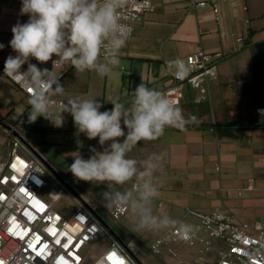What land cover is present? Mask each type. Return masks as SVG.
Returning <instances> with one entry per match:
<instances>
[{
    "label": "crops",
    "instance_id": "obj_1",
    "mask_svg": "<svg viewBox=\"0 0 264 264\" xmlns=\"http://www.w3.org/2000/svg\"><path fill=\"white\" fill-rule=\"evenodd\" d=\"M209 1L218 3L217 14L210 4L193 7L191 0H153L155 11L135 25L133 35L120 53L118 68L105 77L94 71L78 72L74 68L66 72L55 70L65 93L53 98L64 103L72 98H96L103 103L101 111L113 107L111 100L118 99L129 105L132 91L142 79L150 88L160 91L172 84V75L166 69L167 60L200 49L225 52L227 56L218 63L216 74L210 80L209 92L188 86L181 102L190 104L183 109L185 116L193 115L194 106L199 104L204 105L207 112L208 107L211 108L216 120H203L201 114L195 115L197 122L189 124L186 131L167 128L157 140L139 142L129 157L140 161L144 158L136 153L148 148L151 154L163 157V169L156 174L160 191L158 201L163 202L160 205L163 212L177 221V225L196 223L194 218L186 217V208L218 212L254 223L264 216V126L254 125L259 120L264 121V116L258 112L264 109V0ZM20 7V0H0V43L5 45L0 50V67L4 66L8 55H15L9 45L12 26L18 20L23 23L28 19L26 15H19ZM238 36L245 38L246 45L234 51ZM31 62L37 64L34 59ZM1 95L9 102L15 98L20 100L26 109L30 106L28 98L2 77V98ZM249 98L257 99V115L253 119L241 116L247 111L248 103L244 101ZM64 116V128L76 132L71 115L65 113ZM22 127L37 143V134ZM93 140L100 150L98 138ZM81 149L83 151L71 152L73 155L79 152L84 157L91 155L90 151ZM7 155V137L0 127V159ZM248 183L254 186L252 190L245 189ZM120 187L131 188V183L111 185V190ZM180 254L190 261L197 250L183 246ZM165 259H160V264H175L169 254Z\"/></svg>",
    "mask_w": 264,
    "mask_h": 264
},
{
    "label": "clouds",
    "instance_id": "obj_2",
    "mask_svg": "<svg viewBox=\"0 0 264 264\" xmlns=\"http://www.w3.org/2000/svg\"><path fill=\"white\" fill-rule=\"evenodd\" d=\"M19 15L27 16L12 26L9 45L15 55L4 61L3 75L21 84L29 92L27 121L43 117L53 126L63 127L64 114L73 118L78 133L89 140L97 139L100 150L90 147L85 158L77 152L66 168L79 182H98L125 186L124 191L104 193L107 207L129 214L137 230L160 233L177 226L167 215L154 214L152 205L159 198L157 173L163 169V157L152 153L137 161L129 153L141 141L162 137L167 128L186 131L197 122L195 115L185 116L183 108L164 92L150 88L142 79L133 92L129 105L120 100L109 101L113 107L101 111L103 103L94 99L72 98L60 103L65 87L53 68L94 71L101 77L120 65V53L132 35L130 24L122 22V10L133 0H20ZM5 45L0 43V50ZM56 57L53 60V57ZM39 64L52 61L53 68ZM27 65L26 69L23 67ZM167 71L177 79H185L191 68L177 57L166 62ZM258 112L264 116V109ZM184 232L191 225H179ZM250 255H255L252 253Z\"/></svg>",
    "mask_w": 264,
    "mask_h": 264
},
{
    "label": "built area",
    "instance_id": "obj_3",
    "mask_svg": "<svg viewBox=\"0 0 264 264\" xmlns=\"http://www.w3.org/2000/svg\"><path fill=\"white\" fill-rule=\"evenodd\" d=\"M191 4L193 7L210 4L215 14L219 12L217 2L191 0ZM243 9L247 11V5ZM154 11L153 0H133L131 6L122 10V22L130 24L133 35L135 25ZM235 42L234 51H240L246 45L243 36L236 37ZM226 56L223 51L200 49L180 57L189 64L190 74L182 80L172 75V84L162 92L179 105L188 86L208 93L217 65ZM36 63L41 68H53L52 61ZM3 68L0 67V77L8 79L29 99L28 90L3 75ZM70 69L56 65L53 71L66 72ZM5 103L0 97V127L8 144L7 157L0 159V264H86V248L106 237L108 244L90 264H142L118 238L110 234L109 226L97 211L98 208L104 209L117 223L127 214L111 209L101 201L93 202L77 183L63 176L68 186L58 177L45 163L57 170L52 161L22 127L21 121L30 106L22 116L11 120L8 114L12 110ZM254 125L264 126V121L259 120ZM46 176L60 186L51 188L48 198L41 195L48 187ZM253 188L251 183L245 187L246 190ZM67 194L74 203L69 215L57 210L58 203ZM162 204L160 201L159 205ZM185 215L196 220L191 225V231L186 233L179 225L174 226L155 238L148 248L158 261L162 258L166 260L165 256L169 254L175 264H264V216L254 223H247L235 216L191 208L185 209ZM183 246L195 248L197 255L190 261L181 258L180 249ZM252 253L255 255H250Z\"/></svg>",
    "mask_w": 264,
    "mask_h": 264
},
{
    "label": "rangeland",
    "instance_id": "obj_4",
    "mask_svg": "<svg viewBox=\"0 0 264 264\" xmlns=\"http://www.w3.org/2000/svg\"><path fill=\"white\" fill-rule=\"evenodd\" d=\"M1 96L3 100L6 101L5 103L6 106L9 107L11 110L13 109L9 113L8 119L16 120L19 116H22L24 114V112L26 111V105L23 102H21L16 98L15 100L9 102L6 100V98L3 95ZM246 101L248 103V108L246 112L244 111V113L241 114V116L242 118L245 117V118L253 119L257 115L256 112L257 99L249 98L245 100L244 103ZM205 105L210 106L209 104H205ZM180 106L186 110L190 106V104L184 102ZM204 107H205L204 105L196 104V106H194L193 115L199 116L201 114L203 116L202 118L203 120L205 119H209V121L216 120L215 117L216 114L213 112V110L208 107L209 110L207 112V110H205ZM22 125L28 128L29 131L35 132L37 134L38 136L37 144L40 147H43L42 150H45L43 151L44 154L52 161L55 168L60 173L65 175L67 178H70L74 182H76L82 188L83 191H85L90 195L93 202L94 201L96 202L98 201V199H100L101 202L106 206L104 201V193L113 191L111 190V185L102 187L100 183L97 182H93V183H87L83 181L78 182L70 172L66 171L68 165H70L73 162L74 155L72 154L71 151H76V150L83 151L81 149L82 147L85 148L86 151H89L90 147H97L96 144L94 143V140H89L84 134L78 133L77 131L74 133L73 131L71 132L70 130L64 128L66 127L65 125L63 127H59L56 129L55 126H53L49 121L45 120L43 117L38 118L37 121L34 123H29L27 121V116H25ZM40 127H44L45 129H42ZM153 149H155V147H153ZM150 150L151 149L148 148V150H143L141 152L139 151V153L137 152L136 154L139 157L141 156L142 158H146L151 154ZM85 155H87L85 156L86 158L90 156V154H85ZM165 178L166 177H164V179ZM46 179L48 181V187L42 192L41 195L45 198H48L47 196L48 191L51 188L57 189L60 186L50 176H46ZM127 189L129 188L128 187L117 188V190L119 191H124ZM151 207L153 209L154 214L161 216L165 215L163 209L159 205L158 199L153 203ZM73 209H74V203L69 194L64 196L60 200L57 206V210L61 211L62 213H65L66 215H69ZM97 212L98 215L101 216V218L109 226L110 234L118 238L123 243V246L135 258L141 261L142 264H160V262L157 259H155L148 251V248H150L151 243L160 233H154L143 230L138 231L137 229H135V226L131 222L129 214L125 215L120 223H117L116 221L112 220V218L108 215V213L104 209L98 208ZM107 244H108V238L106 237L100 240L99 242L92 244L88 248H86V250L84 251V256L87 257L86 264H90L92 261H94L104 250Z\"/></svg>",
    "mask_w": 264,
    "mask_h": 264
},
{
    "label": "water",
    "instance_id": "obj_5",
    "mask_svg": "<svg viewBox=\"0 0 264 264\" xmlns=\"http://www.w3.org/2000/svg\"><path fill=\"white\" fill-rule=\"evenodd\" d=\"M48 166H49V168L58 176V177H60L67 185H68V183L65 181V179L63 178V174L62 173H59L57 170H55L53 167H51V165H49V163H47V162H45ZM69 186V185H68ZM120 241V240H119ZM121 242V241H120ZM122 243V242H121ZM123 244V243H122Z\"/></svg>",
    "mask_w": 264,
    "mask_h": 264
}]
</instances>
